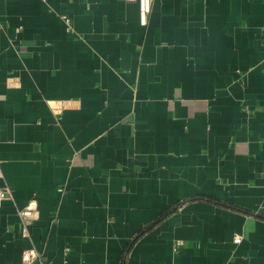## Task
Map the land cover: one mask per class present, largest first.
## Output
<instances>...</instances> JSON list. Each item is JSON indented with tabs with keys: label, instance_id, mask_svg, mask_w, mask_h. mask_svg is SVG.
I'll list each match as a JSON object with an SVG mask.
<instances>
[{
	"label": "crops",
	"instance_id": "obj_1",
	"mask_svg": "<svg viewBox=\"0 0 264 264\" xmlns=\"http://www.w3.org/2000/svg\"><path fill=\"white\" fill-rule=\"evenodd\" d=\"M0 170V264H264V0H0Z\"/></svg>",
	"mask_w": 264,
	"mask_h": 264
},
{
	"label": "built area",
	"instance_id": "obj_2",
	"mask_svg": "<svg viewBox=\"0 0 264 264\" xmlns=\"http://www.w3.org/2000/svg\"><path fill=\"white\" fill-rule=\"evenodd\" d=\"M128 2L134 1L138 3L139 6V17L142 24H145L148 15L151 12V5L152 0H126ZM64 21L66 22L67 27L69 28V19L67 17H63ZM2 177V173L0 170V178ZM13 199L12 193L10 189L6 186H0V204L5 200ZM38 213V202L33 199L31 200L27 206L18 211V215L21 220L22 224V234L25 238H30V225L32 223V219L37 215ZM242 240V237L236 236L234 239L235 243H240ZM182 241L176 242V248L182 246ZM22 262L23 264H36L41 263V254L37 251V249L34 246H30L27 249L23 251L22 255Z\"/></svg>",
	"mask_w": 264,
	"mask_h": 264
},
{
	"label": "trees",
	"instance_id": "obj_3",
	"mask_svg": "<svg viewBox=\"0 0 264 264\" xmlns=\"http://www.w3.org/2000/svg\"><path fill=\"white\" fill-rule=\"evenodd\" d=\"M224 206H226V207H229V208H232V209H235V210H239L236 206H234V205H230V204H227V203H224L223 204ZM246 213H248V214H251V212H246ZM262 218H264V217H262ZM149 229V228H148ZM147 230V229H146ZM144 231H142L141 233H140V235L143 233Z\"/></svg>",
	"mask_w": 264,
	"mask_h": 264
}]
</instances>
